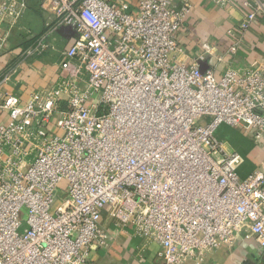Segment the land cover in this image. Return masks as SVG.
I'll list each match as a JSON object with an SVG mask.
<instances>
[{
    "label": "built area",
    "instance_id": "built-area-1",
    "mask_svg": "<svg viewBox=\"0 0 264 264\" xmlns=\"http://www.w3.org/2000/svg\"><path fill=\"white\" fill-rule=\"evenodd\" d=\"M244 6L229 31L232 53L263 8ZM39 8L49 28L4 82L55 49L61 28L76 36L52 87L27 102L0 90V264H97L93 252L110 245L107 218L144 240L139 251L157 244L159 264H203L240 235L264 249V171L241 177L243 156L215 135L228 124L264 143L261 66L217 76L187 64L177 34L188 2L40 0ZM29 10L28 0H0V51Z\"/></svg>",
    "mask_w": 264,
    "mask_h": 264
},
{
    "label": "crops",
    "instance_id": "crops-1",
    "mask_svg": "<svg viewBox=\"0 0 264 264\" xmlns=\"http://www.w3.org/2000/svg\"><path fill=\"white\" fill-rule=\"evenodd\" d=\"M30 10L25 14L19 26L9 33L4 47L0 51V90L11 94H21L22 101L27 102L36 89L52 87L59 79V62L61 50L68 47L75 38L71 29L61 28L51 37L55 49H50L43 56L31 57L21 64L11 82H4L7 71L21 60L23 51L49 28L48 18L39 8L40 0H28ZM110 2H128L136 8L140 0H108ZM246 1L263 8L249 30L243 35L237 52H230L233 38L229 31L236 28L244 18L248 8ZM185 2L191 10L184 26L177 34L178 42L186 50L185 62L198 61L204 72L212 69L217 76L230 67L260 65L264 71V0H231L226 6L218 5L215 0H175L180 8ZM7 27V25H4ZM205 55L201 60L200 56ZM227 148L239 152L243 163L238 172L241 177L260 170L264 171V143L255 142L250 133L239 127L221 124L215 133ZM108 227L109 247L95 251L92 258L97 264H159L157 261L158 245L149 244L144 251L139 248L144 244L142 238L120 230L116 224L104 219ZM187 264H193L191 261ZM203 264H264V249L253 238L240 235L232 245L221 244L208 253Z\"/></svg>",
    "mask_w": 264,
    "mask_h": 264
},
{
    "label": "rangeland",
    "instance_id": "rangeland-1",
    "mask_svg": "<svg viewBox=\"0 0 264 264\" xmlns=\"http://www.w3.org/2000/svg\"><path fill=\"white\" fill-rule=\"evenodd\" d=\"M209 120V118H204L203 119V122H207ZM22 218H24V213L22 212V215H21Z\"/></svg>",
    "mask_w": 264,
    "mask_h": 264
}]
</instances>
